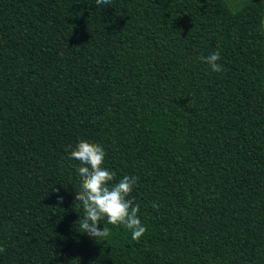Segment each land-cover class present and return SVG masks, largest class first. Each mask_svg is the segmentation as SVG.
Segmentation results:
<instances>
[{"label": "trees", "instance_id": "16d2710c", "mask_svg": "<svg viewBox=\"0 0 264 264\" xmlns=\"http://www.w3.org/2000/svg\"><path fill=\"white\" fill-rule=\"evenodd\" d=\"M81 140L137 179L138 241L80 232ZM0 246V264H264V0H0Z\"/></svg>", "mask_w": 264, "mask_h": 264}, {"label": "clouds", "instance_id": "9594fccd", "mask_svg": "<svg viewBox=\"0 0 264 264\" xmlns=\"http://www.w3.org/2000/svg\"><path fill=\"white\" fill-rule=\"evenodd\" d=\"M99 6H110L111 0H96ZM214 72H223L224 68L218 61L221 54L216 51L207 57H200ZM106 152L98 144L88 140H81L71 150L70 158L80 162L77 172L80 177V191L76 192L75 200L79 201L83 215L79 222V229L96 240H107L111 231L104 226L99 227L102 221L113 226H124L131 232V238L138 241L147 231L138 216L139 205L128 199L137 183L135 177L124 176L115 181V173L105 168ZM62 202L63 198L58 197ZM153 207H157L153 204ZM6 249L0 246V253Z\"/></svg>", "mask_w": 264, "mask_h": 264}, {"label": "rangeland", "instance_id": "374dc122", "mask_svg": "<svg viewBox=\"0 0 264 264\" xmlns=\"http://www.w3.org/2000/svg\"><path fill=\"white\" fill-rule=\"evenodd\" d=\"M249 0H229L233 9H239L242 5H244Z\"/></svg>", "mask_w": 264, "mask_h": 264}]
</instances>
